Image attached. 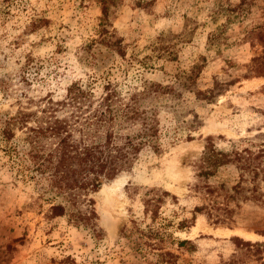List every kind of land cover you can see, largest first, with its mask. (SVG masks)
I'll return each instance as SVG.
<instances>
[{
	"label": "rangeland",
	"instance_id": "obj_1",
	"mask_svg": "<svg viewBox=\"0 0 264 264\" xmlns=\"http://www.w3.org/2000/svg\"><path fill=\"white\" fill-rule=\"evenodd\" d=\"M30 55L44 59V89L55 95L85 72L107 68L123 85H173L178 70L201 64V87L215 78L233 84L213 104H192L196 118L167 115L161 148L145 151L131 171L92 194L98 237L65 217L46 219L48 203L0 152V264H161L159 250L141 243V230L152 223L142 201L148 188L177 197L153 223H172L160 247L176 253L177 264H259L230 239L264 241L246 216L229 227L199 214L189 228L175 225L199 203L190 186L205 137L226 150L232 140L264 132V0H0V78L12 77ZM7 108L0 93V110ZM234 176L227 166L211 181ZM236 229L255 238L229 232ZM184 238L196 250L179 248L176 239Z\"/></svg>",
	"mask_w": 264,
	"mask_h": 264
},
{
	"label": "trees",
	"instance_id": "obj_2",
	"mask_svg": "<svg viewBox=\"0 0 264 264\" xmlns=\"http://www.w3.org/2000/svg\"><path fill=\"white\" fill-rule=\"evenodd\" d=\"M44 67V59L30 55L12 77L0 78L2 100L8 103L7 109L0 110V152L17 176L34 184L39 197L48 203L46 219L65 217L94 237H98L99 228L92 194L103 183L131 171L145 151L161 148L167 115L176 120L185 114L196 118L192 104H213L233 84L215 78L211 86L201 87V64L178 70L173 85L145 79L123 85L107 68L85 72L55 95L44 89ZM191 139L188 136L187 140ZM230 143L222 150L213 137H205L190 186L199 203L191 217L182 218L176 228L193 226L198 214L211 224L227 227L246 216L255 233L264 236V228L258 227L264 222V132ZM227 166H233L234 178L212 182ZM168 198L177 199L162 188H148L143 193L144 209L152 223L141 230V243L159 250L157 262L177 264L178 255L160 247L165 236L171 235L166 229L172 223L153 225ZM230 239L245 248L254 261L264 264V241ZM176 243L187 251L197 248L189 238L176 239ZM236 261L233 258L226 264Z\"/></svg>",
	"mask_w": 264,
	"mask_h": 264
},
{
	"label": "bare ground",
	"instance_id": "obj_3",
	"mask_svg": "<svg viewBox=\"0 0 264 264\" xmlns=\"http://www.w3.org/2000/svg\"><path fill=\"white\" fill-rule=\"evenodd\" d=\"M120 182V181H119ZM118 183H115V185H117ZM112 228V230L111 231H114V228L113 227H111ZM239 232V233H241L242 235H244L246 238H248V239H254L255 237V235H253V233L254 232H252V233H250V232H246V231H243V230H240V229H236V230H229V232ZM248 231V230H247ZM255 234V233H254Z\"/></svg>",
	"mask_w": 264,
	"mask_h": 264
}]
</instances>
